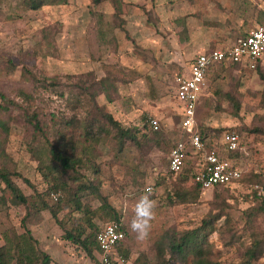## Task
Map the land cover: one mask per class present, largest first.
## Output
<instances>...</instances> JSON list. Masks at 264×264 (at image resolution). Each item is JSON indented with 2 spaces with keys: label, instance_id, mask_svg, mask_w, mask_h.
Listing matches in <instances>:
<instances>
[{
  "label": "rangeland",
  "instance_id": "rangeland-1",
  "mask_svg": "<svg viewBox=\"0 0 264 264\" xmlns=\"http://www.w3.org/2000/svg\"><path fill=\"white\" fill-rule=\"evenodd\" d=\"M121 2V11L115 13L110 0L98 6L91 0H68L65 5L38 10H27L22 0H0V95L18 105L7 108L0 99V122L7 128V133L0 130V168L4 161L10 172L21 176L11 179L29 200V206H13L10 192L0 181V247L22 239L28 230L35 248L46 253L51 264H100L97 250L90 258L63 239V228L48 210L27 216L39 197L52 207L68 201L85 185L88 189L80 192V204L95 214L92 223L97 230L112 212L118 215L126 232L119 252L125 264H135L139 256L154 264L164 235L193 230L204 222L214 228L209 242L216 263L239 264L252 241L246 213L259 208L258 201L264 199V58L255 71L221 66L207 77V90L196 112L198 128L207 132L215 146L220 131L237 130L243 153L237 161L245 177H251L201 192L196 198L193 166L186 165L182 175L167 172L169 150L182 139L174 79L197 54L229 47L262 24L264 0ZM31 76L53 79L55 88L40 89ZM101 80L110 85V103L99 89ZM83 85L122 128L138 130V144L120 149L116 131L105 127L99 142L87 154L79 153L82 162L75 172L65 176L57 171V175L49 145L55 142L58 121L72 116L67 98L79 94ZM23 92L32 96L31 102L21 98ZM27 113L38 114L44 135L26 121ZM148 118L159 120L157 139L147 127ZM53 178L65 183L66 190H51ZM147 186L156 201L155 218L147 238L137 240L129 225L133 206ZM177 197L194 199L179 203ZM69 214L83 216L61 211L58 219L67 229ZM252 221L253 229L264 234V212L258 211ZM255 264H264V255Z\"/></svg>",
  "mask_w": 264,
  "mask_h": 264
},
{
  "label": "trees",
  "instance_id": "trees-1",
  "mask_svg": "<svg viewBox=\"0 0 264 264\" xmlns=\"http://www.w3.org/2000/svg\"><path fill=\"white\" fill-rule=\"evenodd\" d=\"M68 0H22V4L27 10H38L44 6H56V5H65ZM103 0H91V3L94 6H98ZM112 7L115 13H119L122 9L121 0H110ZM260 62V61H259ZM257 63L256 69L259 66ZM234 66V65H228ZM227 67V66H226ZM255 69V70H256ZM254 70V71H255ZM27 75L29 71H24ZM32 82L40 89L49 90L50 88H55V81L53 79L43 80L44 78H36L31 76ZM49 81V82H48ZM110 85L107 84L105 80L99 81V89L101 93L105 96L107 101L112 102V97L109 93ZM88 86H84L80 89L79 94L70 95L67 98L69 105L72 108V116L69 118L60 119L56 124L55 128V142L54 144L49 145V156L50 160L55 163L56 166H52V169L58 171L59 174L67 176L69 171L76 170V167L81 164L82 159L79 158V153L82 155L87 154L92 145H96L102 136L105 134V127L112 128L116 131V139L120 149H123L126 144L131 143L138 144L137 138V129L129 130L124 129L120 124L115 121L110 114L105 113L102 108L97 104L94 94H89ZM21 98L24 101L31 102L32 96L21 93ZM0 99L10 107H18L16 102L9 101L5 96L0 95ZM6 108V109H7ZM80 109V110H79ZM84 116L81 117L80 115ZM26 121L33 127V129L40 135H44L42 129V123L38 120V114L36 113H27L25 114ZM147 122V121H146ZM147 127L150 132L157 138H159L158 131H152L147 123ZM7 128L2 122H0V130L7 133ZM200 132V134L204 135ZM222 132L236 133L239 135L237 130H223ZM174 146V145H173ZM172 146V148H173ZM171 148V149H172ZM170 149V150H171ZM169 150V152H170ZM243 153L241 152V139L239 142L238 150L224 154L226 158L232 161L235 166L240 167L239 158ZM169 156V153H168ZM42 161V159L40 158ZM4 165L3 168H0V181L4 184L5 190L10 192L11 204L13 206H29V200L25 197L20 189L14 184L11 177H20L18 173L10 172L6 167V162L1 161ZM167 167H168V158H167ZM241 168V167H240ZM49 173L52 175L53 172L49 169ZM55 172V173H56ZM58 172L56 173L58 175ZM184 168L178 175H182ZM246 173L243 172L242 177L237 181V183H242L248 181L251 176L248 178L245 177ZM194 177V171L191 173V181ZM254 177V176H253ZM183 180H187L185 176L182 177ZM54 185L51 187V190L54 191H65L67 185L65 183H60L57 181V178H53ZM23 182L31 186L30 182L26 179H23ZM193 183V182H192ZM90 188V187H89ZM224 188V186H218L214 189ZM88 188L85 185L79 187L76 191L69 195L68 201L60 203L58 205L49 207L47 203L42 200V197H39L34 203L31 204L32 212L30 211L27 216H33L42 210H48L53 220L57 222L63 228L64 235L63 239L70 242L76 247L82 249L86 255L90 258H93V251L99 248L96 244V235L100 231L97 230L96 226L92 223V219L95 216L93 212L89 210L86 211L80 204V192L87 190ZM195 198L201 193V188L198 184L193 183L192 187ZM213 189V190H214ZM179 196V192H177ZM178 198V197H177ZM186 199V200H185ZM180 199L178 198L179 203L189 202V200L194 199L191 197ZM259 202L260 207L253 210H249L246 213V228L251 232L252 241L247 247L246 251L241 257V262L239 264H255L259 258L264 255V234H259L253 229L252 217L258 213V211L264 212V199H261ZM106 206V205H103ZM109 207V206H107ZM110 208V207H109ZM105 209V208H104ZM68 210L72 213H83L81 218H72L69 214L68 220L71 221L70 229L65 228V223L62 220L58 219V214L62 211ZM110 211H113L110 209ZM111 217L107 219V223L116 222L120 225L121 229L124 231L121 226L120 219L115 212H112ZM102 216V214H100ZM106 223V224H107ZM24 226V222H23ZM102 228V227H101ZM125 232V231H124ZM26 236H23L22 239L8 241V245L0 247V264H51V259L44 252H39L36 248V242L31 239L30 232L26 230ZM214 233V228L209 222H204L202 226L189 230L183 233L178 234H166L162 237L160 242L157 244L156 248V262L154 264H169L170 261H180V262H190L191 264H217L215 259L211 254V245L209 242V237ZM122 249V245L117 246L118 253ZM120 254V253H119ZM169 256V259L166 257ZM135 264H147L142 257H138L135 261Z\"/></svg>",
  "mask_w": 264,
  "mask_h": 264
},
{
  "label": "built area",
  "instance_id": "built-area-1",
  "mask_svg": "<svg viewBox=\"0 0 264 264\" xmlns=\"http://www.w3.org/2000/svg\"><path fill=\"white\" fill-rule=\"evenodd\" d=\"M264 57V23L250 30L243 38L223 50H211L199 54L187 75L175 76V98L182 104L179 128L185 135L173 146L168 156L167 171L178 175L190 151L201 154L203 164L195 172L192 182L198 184L202 192L218 186H230L242 177L243 170L235 166L224 154L238 150L240 137L236 133L222 132L219 147L205 151L204 137L196 131V109L201 96L207 90V76L210 68L223 63H231L254 71L257 63ZM147 123L152 131H158L159 122L150 118ZM152 189L151 187H147ZM146 188V189H147ZM145 189V190H146ZM54 200L57 196L51 194ZM126 234L116 222L105 224L96 235L99 248L100 264H124L125 260L118 253L117 246L125 240Z\"/></svg>",
  "mask_w": 264,
  "mask_h": 264
},
{
  "label": "clouds",
  "instance_id": "clouds-1",
  "mask_svg": "<svg viewBox=\"0 0 264 264\" xmlns=\"http://www.w3.org/2000/svg\"><path fill=\"white\" fill-rule=\"evenodd\" d=\"M155 208L156 201L151 198V189L147 188L133 206L134 214L129 225L137 240H144L149 235L151 221L155 218Z\"/></svg>",
  "mask_w": 264,
  "mask_h": 264
},
{
  "label": "crops",
  "instance_id": "crops-1",
  "mask_svg": "<svg viewBox=\"0 0 264 264\" xmlns=\"http://www.w3.org/2000/svg\"><path fill=\"white\" fill-rule=\"evenodd\" d=\"M264 23V22H263ZM262 23V24H263ZM246 36V35H245ZM245 36H243V37H245ZM243 37H241V38H243ZM238 39H240V38H238ZM237 39V40H238ZM236 40V41H237ZM235 41V42H236ZM234 42V43H235ZM233 43V44H234ZM232 44V45H233ZM227 48V47H226ZM223 49H225V48H221V49H214V50H223ZM211 50H209V51H203V52H201V53H199V54H202V53H208V52H210ZM199 54H197L196 56H195V58L199 55ZM195 58L193 59V60H191V62L188 64V66L186 67V68H183V70L180 72V73H178L177 75H180V74H184V75H187L188 74V71H189V67L191 66V64L193 63V61L195 60ZM264 58V57H263ZM262 58V59H263ZM261 59V60H262ZM261 60H259V61H261ZM258 61V62H259ZM228 65H233V64H231V63H223V64H219V65H215V66H213L212 68H210V70H209V72H208V75L210 74V72H212V70L213 69H215V68H217V67H221V66H228ZM234 66H237V65H234ZM239 67V66H238ZM208 77V76H207ZM174 89H175V87H174ZM205 93V92H204ZM205 94H203L202 96H201V98H200V100H199V103H198V106H197V109H196V112H197V110H198V107H199V104H200V101H201V99H202V97L204 96ZM174 99L176 100V98H175V91H174ZM176 102H177V106H178V112H177V115H178V118H179V122H180V115H181V111H182V104L180 103V102H178L177 100H176ZM148 119H150V118H148ZM155 119V118H154ZM157 121H159V120H157ZM147 123V122H146ZM160 125V124H159ZM169 127H171V126H169ZM178 128H179V124H178ZM160 129V128H159ZM179 130H180V132H181V138L182 139H184L185 138V135L183 134V132L181 131V129L179 128ZM196 131L198 132V133H200L201 131H203L202 133L204 134L203 135V137H204V145H205V151L206 152H208L209 150H211V149H214V148H218L219 147V144L217 145V146H215V145H212V144H210V139H209V136H208V134H207V132L206 131H204V130H202V129H199L198 128V121L196 120ZM202 135V134H201ZM221 135V134H220ZM219 138H220V136H219ZM181 140V139H180ZM223 155H224V153H223ZM202 164H203V160H202V157H201V154H198V153H196V152H193V151H190L189 153H188V155H187V157H186V160H185V165H184V167L183 168H185L186 167V165L188 166H193V169H192V171H194V174H195V172H197V170H199L200 168H201V166H202ZM168 172V171H167ZM148 187V186H147ZM125 234H126V232H125ZM126 239V238H125ZM125 241V240H124ZM124 241L122 242V244L124 243ZM121 244V245H122ZM120 255V254H119ZM121 256V255H120ZM122 257V256H121ZM125 264V263H124ZM127 264V263H126Z\"/></svg>",
  "mask_w": 264,
  "mask_h": 264
}]
</instances>
